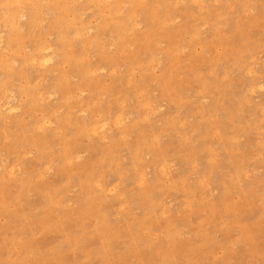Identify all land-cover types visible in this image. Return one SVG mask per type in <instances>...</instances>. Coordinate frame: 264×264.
<instances>
[{
  "label": "rangeland",
  "instance_id": "obj_1",
  "mask_svg": "<svg viewBox=\"0 0 264 264\" xmlns=\"http://www.w3.org/2000/svg\"><path fill=\"white\" fill-rule=\"evenodd\" d=\"M30 1L0 0V264H264V0Z\"/></svg>",
  "mask_w": 264,
  "mask_h": 264
},
{
  "label": "bare ground",
  "instance_id": "obj_2",
  "mask_svg": "<svg viewBox=\"0 0 264 264\" xmlns=\"http://www.w3.org/2000/svg\"><path fill=\"white\" fill-rule=\"evenodd\" d=\"M30 1V0H29ZM38 1V0H37ZM19 2V1H18ZM23 2V1H22ZM31 2V1H30ZM34 2V1H33ZM36 2V1H35ZM64 2V1H63ZM40 3V2H39ZM21 4V3H20ZM23 4H25V3H23ZM15 5H17V4H15ZM31 5V4H30ZM36 5H37V3H36ZM96 5V4H95ZM46 6V5H45ZM18 7V6H17ZM22 7V6H21ZM32 7V6H31ZM35 7V6H34ZM15 8V7H14ZM38 9V11H39V9H41L39 6L37 7ZM77 8V7H76ZM7 9V8H6ZM118 9V8H117ZM18 10V9H17ZM75 10V9H74ZM120 10V9H119ZM2 11V10H1ZM15 11V10H14ZM19 11H20V9H19ZM30 12V11H29ZM42 12H44V11H42ZM78 12H79V10H78ZM17 13V12H16ZM15 13V14H16ZM41 13V12H40ZM12 14V13H11ZM14 14V15H15ZM18 14H19V12H18ZM33 15V14H32ZM77 15V14H76ZM117 15V14H116ZM13 16V15H12ZM16 16V15H15ZM23 16V15H22ZM78 16V15H77ZM9 17V16H8ZM14 17V16H13ZM12 17V18H13ZM18 17V16H17ZM17 17H16V19H17ZM29 17V16H28ZM106 17V16H105ZM11 18V19H12ZM19 18H20V16H19ZM40 18V17H39ZM15 19V18H14ZM13 20V19H12ZM12 20H10V18H9V22L11 23V21ZM43 20V19H42ZM17 21V20H16ZM31 21V20H30ZM36 21V20H35ZM22 22V21H21ZM34 22V21H33ZM33 22H32V24H33ZM37 22H38V20H37ZM64 22V21H63ZM117 22V21H116ZM30 23V22H29ZM41 23V22H40ZM19 24V23H18ZM23 24V23H22ZM35 24V23H34ZM38 24H39V22H38ZM16 25V24H15ZM12 27H13V25H11ZM17 26V25H16ZM40 26V25H39ZM28 27V26H27ZM82 27V26H81ZM19 29H20V27H18ZM38 28V27H37ZM40 28V27H39ZM78 28V27H77ZM1 29V28H0ZM14 29V28H13ZM2 30V29H1ZM7 30V29H6ZM38 30V29H37ZM13 31V30H12ZM21 31H22V28H21ZM73 31V30H72ZM115 31V30H114ZM24 32V31H23ZM9 33H10V31H9ZM72 33V32H71ZM82 33V32H81ZM8 35V34H7ZM11 35V34H10ZM113 35V34H112ZM97 39V38H96ZM4 41V40H3ZM23 42V41H22ZM44 42V41H43ZM8 43V42H7ZM11 43L13 44V42L11 41ZM10 43V44H11ZM1 44V43H0ZM39 44V43H38ZM44 44V43H43ZM8 45V44H7ZM15 45V44H14ZM13 45V46H14ZM61 45V44H60ZM93 45V44H92ZM96 45V44H95ZM9 46V45H8ZM42 49V48H41ZM45 49H46V47H45ZM44 49V50H45ZM37 51H38V49H37ZM50 51V50H49ZM81 51V50H80ZM39 52V51H38ZM38 52H37V54H38ZM41 52H43V51H41ZM35 53H36V51H35ZM70 53V52H69ZM77 53V52H76ZM30 54H32V53H30ZM33 55V54H32ZM38 56V55H37ZM28 57V56H27ZM44 57V56H43ZM30 58H31V56H30ZM36 58V57H35ZM36 59H38V58H36ZM30 60V59H29ZM31 61V60H30ZM38 62V61H37ZM42 63V62H41ZM9 64V63H8ZM7 64V65H8ZM46 64V63H45ZM5 65V64H4ZM37 65V64H36ZM1 66V65H0ZM11 66V65H10ZM2 67V66H1ZM134 67V66H133ZM133 67H132V69H133ZM91 68V67H90ZM6 69H8V67L6 68ZM95 72V71H94ZM82 73H84V72H82ZM66 75V74H65ZM64 78H66V77H64ZM89 80V79H88ZM126 80V79H125ZM87 83V82H86ZM86 83H85V85H86ZM164 84V83H163ZM57 85V84H56ZM89 85V84H88ZM30 87V86H29ZM37 87V86H36ZM138 88V87H137ZM37 89V88H36ZM1 92V91H0ZM43 92V91H42ZM171 95V94H170ZM173 95V94H172ZM39 97V96H38ZM174 97V96H173ZM37 100V99H36ZM41 101V100H40ZM149 102V101H148ZM42 103V102H41ZM10 109V108H9ZM13 109V108H12ZM51 111V110H50ZM52 112V111H51ZM107 112V111H106ZM49 115H51V114H49ZM41 126V125H40ZM38 127H39V125H38ZM43 128V127H42ZM38 129V128H37ZM92 130H93V128H91ZM88 132H89V130H87ZM140 132V131H139ZM97 133H98V131H97ZM34 134V133H33ZM95 135V134H94ZM157 142V141H156ZM155 142V143H156ZM140 143H143V141L142 142H140ZM20 144V143H19ZM159 144V143H158ZM157 144V145H158ZM141 145V144H140ZM54 146V145H53ZM142 148V147H141ZM157 150V149H156ZM74 155V154H73ZM76 155V154H75ZM145 155V154H144ZM147 155V154H146ZM108 156V155H107ZM142 156V155H141ZM109 157V156H108ZM115 157V156H114ZM149 157V156H148ZM113 159H116V158H113ZM141 159H142V157H141ZM117 160V159H116ZM125 160V159H124ZM69 161V160H68ZM139 162V161H138ZM137 162V163H138ZM116 163V162H115ZM116 168V167H115ZM119 168V167H118ZM117 168V170H119ZM20 169V168H19ZM13 172V171H12ZM139 173V172H138ZM11 174V173H10ZM11 176V175H10ZM101 178V177H100ZM89 179V178H88ZM143 179V178H142ZM101 181V180H100ZM93 183V182H92ZM100 183V182H99ZM140 183V182H139ZM96 184V183H95ZM97 186V185H96ZM114 188V187H113ZM109 190V189H108ZM106 191V190H105ZM111 191V190H110ZM106 195V194H105ZM152 195V194H151ZM153 196V195H152Z\"/></svg>",
  "mask_w": 264,
  "mask_h": 264
}]
</instances>
